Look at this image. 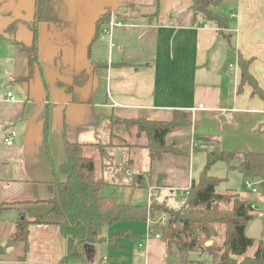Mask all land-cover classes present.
Segmentation results:
<instances>
[{
	"label": "crops",
	"instance_id": "0c3cea01",
	"mask_svg": "<svg viewBox=\"0 0 264 264\" xmlns=\"http://www.w3.org/2000/svg\"><path fill=\"white\" fill-rule=\"evenodd\" d=\"M13 1L12 6L3 7L7 1L1 0L0 13L10 8L17 18L29 19L31 0ZM190 3L69 0L75 34L80 24L88 43L95 32L97 38L87 54H76L58 39L52 27L39 24L38 64L29 80H20L28 75L27 55L3 31L6 21H0V264H62L65 256L76 253L72 240L59 230L63 219L51 214L47 203L53 197V169L58 171L66 161L67 143L95 144L115 135L119 143L114 146L121 152L125 174L142 176L145 184L148 179L149 195L152 190L156 200L165 204L168 196L181 198L192 181L198 180L207 152L213 148L264 152V99L254 94L249 84L241 83L239 65L240 61L248 62V73L264 93V0L222 1L215 11L229 18L224 31L228 39L220 36L214 25L195 18ZM107 4L109 23L97 30L95 22ZM115 22L122 25L112 26ZM52 33L57 38H49ZM13 36L23 44L31 42V32L24 24L17 25ZM59 50L62 54L57 55ZM68 54L71 58H66ZM82 69L90 76L83 87L75 88L74 101L56 82L70 84L72 74ZM7 93L14 102L6 101ZM176 110L190 112L192 117L190 126L177 127L165 138V144L175 143L181 154L165 153L150 165L144 133L137 135L134 127L110 126L112 116L170 121ZM11 130L15 131L13 145L7 146L4 138ZM92 148L84 149L87 156ZM237 164L236 160L216 162L209 174L229 186H235L229 184L230 172V176L233 172L241 175L233 178L234 183L254 182L255 175L229 169ZM109 171L112 169L105 173ZM105 173L97 177L108 175ZM128 179L111 186L123 190ZM253 187L257 194L247 188L249 192L240 196L255 201L264 211V186ZM21 214L31 222L27 241L9 246ZM143 236L137 238L139 249L144 251L139 264H175L163 255L160 240L151 239L143 248ZM120 239L129 238L115 240L117 254L124 251ZM92 246H84V259L86 254L92 259ZM190 260L193 264L211 263L205 254Z\"/></svg>",
	"mask_w": 264,
	"mask_h": 264
},
{
	"label": "trees",
	"instance_id": "16d2710c",
	"mask_svg": "<svg viewBox=\"0 0 264 264\" xmlns=\"http://www.w3.org/2000/svg\"><path fill=\"white\" fill-rule=\"evenodd\" d=\"M222 1L191 0L190 9L195 18L200 17L203 23L214 25L218 34L228 39L224 31L228 29L229 18L225 13L215 11ZM108 9L107 4L104 6V12L96 20L97 30L109 23ZM0 16L11 18L3 31L14 44L20 45L28 58V75L20 80H29L38 64L39 24L44 23L52 27L58 39L66 42L65 45L72 48L77 46L75 24L70 19L69 0H35L34 17L31 19L12 17L10 8L1 12ZM20 23L31 32V42L28 45L18 42L13 36ZM97 34L98 32H95L88 43V52ZM239 65L242 71L241 83L249 84L253 93L264 99L263 91L247 71L248 62L240 61ZM89 76V72L82 69L72 74L70 84L57 81L56 85L69 94L72 100L77 101L74 90L83 87ZM109 121L111 127L123 125L127 130L134 127L137 129V135L145 134L147 138L145 149L150 165L165 153L181 154L175 143L166 145L165 138L177 127L190 126L192 117L190 112L176 110L170 121H152L144 117L122 119L115 116L110 117ZM92 146L98 147L97 144L67 143L66 161L60 165L58 171L53 169V197L47 201L50 205L49 211L63 219L58 226L59 230L63 237L72 240L77 250L75 254L65 256L62 264H85L83 248L86 245L108 242L115 246L117 238L131 237L127 232L106 237L103 235L104 228L118 222H146L149 217L153 218L156 212L167 216V222L162 227L153 226L152 229L159 230L163 255L173 260L175 264L191 263L192 253L211 257L210 264H264V240H251L245 235L246 229L255 219L250 201L232 189L216 191V187L223 180L209 175L210 167L216 162L236 160L237 166L230 165L229 169H237L264 179V152L237 153L224 151L218 147L208 151L206 164L198 180L192 181L190 188L181 196L182 205L177 209H170L164 202H158L153 193L149 204L146 205L121 204L115 202L112 197L102 195L103 188L112 185L113 182L95 174V160L84 151L86 147ZM116 153L117 147L113 144L108 145L105 152H100V163L102 166L106 165V171L112 169L117 175L116 179L122 181L127 177L121 164L114 165ZM131 182L133 180L129 178L126 183L129 185ZM134 183L133 189L146 187L143 180ZM2 210L3 207L0 206V211ZM30 223L21 214L14 223L10 242H26ZM210 240H213L214 244L203 250L201 244ZM253 246L255 249L251 252Z\"/></svg>",
	"mask_w": 264,
	"mask_h": 264
},
{
	"label": "rangeland",
	"instance_id": "374dc122",
	"mask_svg": "<svg viewBox=\"0 0 264 264\" xmlns=\"http://www.w3.org/2000/svg\"><path fill=\"white\" fill-rule=\"evenodd\" d=\"M228 2H229V0H224L225 4ZM230 6H231V2H230ZM15 8L13 6V9H15ZM17 8H18V6H17ZM22 18H26V15H24ZM41 24H44V23H41ZM81 26L82 25H80V24L77 26V30H76V34H75L76 39H77V48H72L73 49L72 51H75L76 54L78 51L80 53L84 52V54L85 53L87 54L88 53V40L86 39V36H85L84 31H83ZM54 35L55 34L52 33V34H49L48 37L49 38L51 37V39L57 38V36H54ZM63 49H65V48H63ZM66 49H68V48H66ZM68 50H69V52L71 51L70 49H68ZM60 53L62 54V52L59 50V53L57 55H59ZM66 58H71V55H69V54L66 55ZM114 143H116V144L119 143V139L116 138L115 135H111L107 141H104V140L98 141L97 143H95V144H97L98 147L93 146V148L88 151L89 156L91 155L95 160V165H96L95 174L96 175H99L101 173H102V175H104L106 168H107L106 165L102 166V164L100 163V157H101L100 152H105L107 150V146L110 144L114 145ZM138 162H139L138 165L142 169V167H143L142 160H139ZM214 168H216V167H214ZM112 172H113V170H112ZM112 172L109 171V174L106 172L108 175H105V177L104 176H102V177L107 181L113 182L114 184L119 183V181L116 179L117 178L116 173L115 172L112 173ZM225 172H226V170H225ZM225 172L220 177L225 175ZM210 173H211V171H210ZM230 173H227L228 178H230V181H231V182L229 181V184L232 183L236 187L235 186H229L228 182H226L224 180L217 186L216 191L222 192V191L226 190L225 189L226 187H228L232 190H235L240 195H246L247 192H249L247 187H246V182L243 180H240V182H239L240 184L233 182V178H235L236 176H241V175H239L240 173L233 172L231 174V176H230ZM110 174H111V176H110ZM126 177L131 178L133 180V182H131L126 187H123V190H120V188H118V187L107 185L106 187L103 188L102 195H104L106 197H112L115 202L121 203V204H129V203L133 204V205L149 204L150 197H149V193L147 190L148 179L145 180L146 187L133 189V186L135 185L134 182L137 180H142V176L140 177L137 174L136 175L130 174V176L126 175ZM112 178L115 180H113ZM248 182L254 185V182H252L250 180ZM182 203H183V199H181L180 197H178L177 195L174 194V195L168 196V200H167L166 205L170 209H177L178 207H180L182 205ZM154 215L155 216H153V218L151 220L153 222H157L160 217H165L160 212H156V213H154ZM156 226H158V225H156ZM147 228H148V224L146 222H141V221L118 222V223H115L109 227L104 228L103 229V235H105V236H107V235L110 236V235L117 233V232L118 233L119 232L120 233L127 232V233H133L135 235L131 236L129 239H125V240L120 239V240H122V242H124V244H123L124 251L122 254H117L116 247H114V245H112L108 242L98 243L97 245L92 246V250H93L92 259L90 260V258H89L90 254L85 255V259H86L87 263L88 264H139L144 251L141 252V250L139 249L137 238L141 237L142 234L145 235L147 233ZM212 241L213 240H210V242H212ZM207 242H209V241H207ZM7 244L9 245V242H7ZM5 246H6V244H5ZM201 248H202V244H201ZM8 251H11V250L9 249ZM198 255L199 254L194 253V254H191L190 257L191 258L192 257L197 258ZM118 256L121 258L120 260H118ZM122 258L124 260H122ZM193 263L194 262L192 261L189 264H193Z\"/></svg>",
	"mask_w": 264,
	"mask_h": 264
},
{
	"label": "built area",
	"instance_id": "2783aa9c",
	"mask_svg": "<svg viewBox=\"0 0 264 264\" xmlns=\"http://www.w3.org/2000/svg\"><path fill=\"white\" fill-rule=\"evenodd\" d=\"M111 25L112 26L113 25L114 26H121L122 23L121 22H115V24L111 23ZM228 68L232 69V66L229 65ZM6 101H9V102H14L15 101V99L13 98L11 93H7L6 94ZM14 136H15V131L14 130H11L6 135V137L4 138V142H5V144L7 146L13 145ZM246 187L251 191L252 194H257L258 193L257 189L253 187V184L246 182ZM152 193H153L152 190H150V195H149L150 198H151ZM250 207H251V209H252V211L254 213L255 218H258V219L262 220V222H263V231H262V235H261L262 237L261 238L264 240V211H260L257 208V203L255 201H250ZM151 220H152V218L149 217L147 219V221H146L147 224H148V228H147V233L142 237L143 244L141 246H143V248H146L148 242L151 239H157V240L160 239L159 230L155 231V230L152 229V227L156 226V225H158L159 227L164 226L166 224V222H167V216L160 217L157 222H153ZM206 248H207V245H206V242H205V244H202V249L206 250Z\"/></svg>",
	"mask_w": 264,
	"mask_h": 264
},
{
	"label": "water",
	"instance_id": "95a60500",
	"mask_svg": "<svg viewBox=\"0 0 264 264\" xmlns=\"http://www.w3.org/2000/svg\"><path fill=\"white\" fill-rule=\"evenodd\" d=\"M1 1V0H0ZM7 1L6 4L3 6V7H6V6H12L14 4V1L13 0H5ZM34 12H35V0H31L30 2V6L28 7V18L31 19L34 17ZM16 16V14H12V17ZM11 18H7V19H3L1 16H0V21H3L5 22L6 21V24L10 21ZM8 20V21H7ZM121 164V152H117L116 153V157H115V163L114 165L115 166H118ZM254 184H259L260 186H264V181L261 180L260 177H256L254 179ZM262 231H263V222L262 220L258 219V218H255L251 224L248 226V228L246 229V232H245V235L248 239H251V240H261L262 238ZM212 244V242H206V245L207 246H210ZM13 243L12 242H9V246H12ZM0 252L2 253L3 250H0Z\"/></svg>",
	"mask_w": 264,
	"mask_h": 264
}]
</instances>
